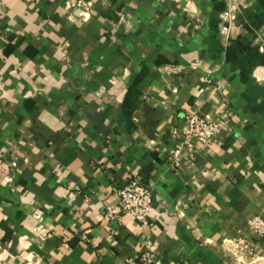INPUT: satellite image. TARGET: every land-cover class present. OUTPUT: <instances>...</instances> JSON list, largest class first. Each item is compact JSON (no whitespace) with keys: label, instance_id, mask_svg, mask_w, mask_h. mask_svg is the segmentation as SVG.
Here are the masks:
<instances>
[{"label":"crops","instance_id":"crops-1","mask_svg":"<svg viewBox=\"0 0 264 264\" xmlns=\"http://www.w3.org/2000/svg\"><path fill=\"white\" fill-rule=\"evenodd\" d=\"M186 112L224 128L175 160ZM134 175L147 226L106 217ZM256 217L264 0H0V264H264Z\"/></svg>","mask_w":264,"mask_h":264},{"label":"built area","instance_id":"built-area-1","mask_svg":"<svg viewBox=\"0 0 264 264\" xmlns=\"http://www.w3.org/2000/svg\"><path fill=\"white\" fill-rule=\"evenodd\" d=\"M221 117L213 114L186 112L182 124H173L172 136L177 140L178 147L174 159L178 160L183 152L195 153L198 144L213 142L223 130ZM114 201H105L106 217L109 220L121 221L124 214H129L142 226L150 224V216L154 207V188L146 183L141 176H132L126 184L115 190ZM258 239L264 238V217H256L251 222ZM146 251L141 255L142 264H163L155 245L146 241ZM239 252L253 251L255 244L251 239H240L237 242Z\"/></svg>","mask_w":264,"mask_h":264}]
</instances>
